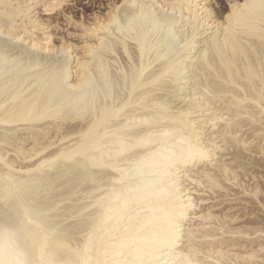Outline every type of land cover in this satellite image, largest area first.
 I'll list each match as a JSON object with an SVG mask.
<instances>
[{"label":"snow or ice","instance_id":"1","mask_svg":"<svg viewBox=\"0 0 264 264\" xmlns=\"http://www.w3.org/2000/svg\"><path fill=\"white\" fill-rule=\"evenodd\" d=\"M66 3L0 0V18L23 19L28 45L18 47L11 35L0 39V123L80 124L71 145L53 144L48 156L47 146L34 150L33 159L43 158L27 169L8 159L19 145L0 141V264H238L186 231L196 205L185 177L199 172L207 180L200 188L219 187L212 170L221 152L240 143L242 114L249 129L264 130V0L231 2L225 23L192 0H124L103 20L68 17L91 57L80 64L79 83L68 49L44 54L52 39L42 12ZM195 59L209 67L218 60L217 78L232 89L229 103L197 93L195 104L175 105L186 92L192 100L199 87L188 74ZM260 136L264 156V131ZM61 170L93 186L78 231L52 215L45 178ZM258 195L264 208V191ZM259 236V256L253 252L244 264H264V228Z\"/></svg>","mask_w":264,"mask_h":264},{"label":"bare ground","instance_id":"2","mask_svg":"<svg viewBox=\"0 0 264 264\" xmlns=\"http://www.w3.org/2000/svg\"><path fill=\"white\" fill-rule=\"evenodd\" d=\"M213 1L214 0H192L194 3L199 2L206 4L214 13L217 22L225 23L227 16L231 12L229 4L235 2V0H227L228 7L226 9L224 8L225 10L221 12L216 11ZM13 2L17 4H28L32 3L33 0H13ZM70 2L71 0H67L65 7ZM122 2H124V0H120L117 3ZM144 2L166 3L167 0H144ZM117 3L115 2L111 6ZM111 10L112 8L110 7L106 15L102 17L96 16V18L103 20ZM64 11L65 8L45 14L52 16L55 14H62ZM184 22L187 23V20L185 19ZM53 29L54 28L50 24L49 34L52 39L51 52L47 51L49 45L45 44L43 45L46 50L44 54L55 56L57 49L61 46L68 49L73 68L72 77L76 83H79V74H82L80 72V64L90 60L91 57L86 55L80 37L72 34L78 39V43H73L66 40L64 37L58 38V34H55ZM0 31L4 32V35L0 36V39H5L11 35L16 37L13 43L18 47H28L23 19H18L13 22L5 21L3 18H0ZM259 55L260 52L257 46L256 50L251 53V58L256 59ZM122 59L126 62V57H122ZM210 63H212V67H209L208 63L203 59H195L194 62L189 64L188 74L192 78L193 84L195 85L198 83L199 87H193L192 100L187 99L188 93L186 92L184 99L177 98L175 100L176 106L195 104L194 98L197 93L205 96L211 93L208 99L211 100L212 103L220 106L231 101V97L227 95L229 91H232L230 85L218 79L217 73L214 70L218 67V60L210 61ZM113 67H115V65H113ZM88 69L90 75L95 74V65L89 64ZM30 84L31 81H25V84L22 86ZM205 89H207V92H205ZM221 93H224V95H220ZM240 123L244 126L240 130V143L235 144L234 147L230 146L225 151L221 152L219 154L218 164L216 168L212 170L220 185L219 187L211 190L207 187L203 189L200 188V184H207V180L206 177L199 172L194 171L191 174V179L185 177L186 183L193 188L191 195L196 205L193 218L186 222V231L198 239L201 246L206 250L215 253L223 252L225 255L218 257L219 259L227 258L238 261V264H244L245 258L250 256L253 252L259 256V246L261 243L259 233L261 229L264 228V220L260 221L261 219H257L258 217L256 218L257 220L252 219L250 216L253 214L240 215L239 211H235V208L238 206L229 203L238 201L248 206L252 204L257 205L264 212V208L260 206L262 198L258 195V193L264 191V186L259 179L260 177L256 176L257 173H255V175L254 172L249 170V167H252L251 165L253 163L251 164L249 163L250 161L248 162V156L255 155L256 159L258 157L264 158L259 148L260 134L264 130L260 129L259 125H254L252 129H249L247 127L249 121L246 120L243 114ZM79 132V122L72 120L64 121L60 125L54 120L41 121L34 125L0 123V141L8 139L14 144L19 145L20 152L8 157L9 160L14 161L18 169L30 168L36 165L37 160L43 158L37 155L36 158L33 159L31 153L34 150H42L47 146L48 151L43 152V156H48L50 152L56 151V148L52 147L53 144L61 146L60 142L64 141L65 144L71 145L73 139L78 137ZM246 144L248 145L247 150L245 148ZM253 158L251 157L250 159ZM259 160L256 161L260 163ZM252 161L254 162V160ZM255 165L256 164H254V166ZM253 171L256 170L253 169ZM192 180H196L197 183L192 185ZM45 183L51 186L50 200L53 209L52 215L58 218V222L62 224L64 228L69 231H78L83 226V216L88 214L84 209L90 198V190L93 186L82 184L79 175L71 170L51 172L45 178ZM238 196H240V198ZM234 197H238L239 199H235ZM225 203L229 205H225ZM243 203H239L238 205L244 206ZM222 205L225 206L218 209ZM246 207L244 208L245 210ZM248 210L247 208V211ZM81 213H83V216Z\"/></svg>","mask_w":264,"mask_h":264},{"label":"rangeland","instance_id":"3","mask_svg":"<svg viewBox=\"0 0 264 264\" xmlns=\"http://www.w3.org/2000/svg\"><path fill=\"white\" fill-rule=\"evenodd\" d=\"M119 1L120 0H71V2L65 7L64 13L49 16V15H46L45 13L42 12V18H45L51 22V25L54 28L53 32L55 34H58L57 35L58 38L64 37L68 41H71L73 43H78L77 37L72 35V34H75L77 30H75L76 28L71 25L70 20L67 18L70 17L72 20H76L78 23L79 22H94L96 16L102 17V16L106 15L110 6L113 3H115V2L117 3ZM213 4H214V8L218 12L224 11L228 7L227 0H214ZM254 156L255 155L248 156L249 157L248 162L250 161L249 163H251V164L253 163L251 165L252 167H249L250 168L249 170L251 172H254V174L257 173V175L256 174L255 175L260 177L259 179L264 186V179H262V178H264V167H262V166H264V158L257 156L258 158L256 159V156L255 157ZM251 157L252 158L254 157V158L250 159ZM261 159H263V160H261ZM252 160H254V162ZM256 160H259L260 163H258V161H256ZM254 164H256V165L254 166ZM257 165H258V168H257ZM251 168H252V170H251ZM253 169H255L256 171H253ZM261 176H262V178H261ZM251 183H253V182H251ZM238 197L240 198V196H238ZM238 197H234V198L237 199ZM241 198H242V196H241ZM234 202L235 201H233L229 204H231V205L234 204V205L238 206L237 207L238 209L235 208V211H239L240 215H242V214H249V215L253 214L252 216H250L252 219H255V220L261 219L260 221L264 220V212L259 208V206L253 205V204L248 206V205L244 204L243 202H238V201H236L235 203ZM237 202H238V204L243 203L245 207L247 206L246 210L244 209L245 208L244 206H242V205L239 206L237 204ZM229 204L225 203V205H229ZM225 205L220 206L218 209L222 208ZM242 207H244V208H242ZM247 208L249 209L248 211H247ZM241 209L245 212H243Z\"/></svg>","mask_w":264,"mask_h":264}]
</instances>
